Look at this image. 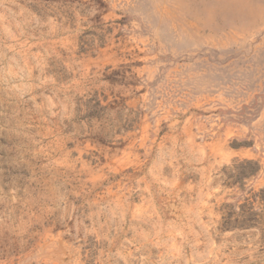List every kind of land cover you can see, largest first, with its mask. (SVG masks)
<instances>
[{
    "label": "rangeland",
    "instance_id": "obj_1",
    "mask_svg": "<svg viewBox=\"0 0 264 264\" xmlns=\"http://www.w3.org/2000/svg\"><path fill=\"white\" fill-rule=\"evenodd\" d=\"M261 190L264 0H0V264H264Z\"/></svg>",
    "mask_w": 264,
    "mask_h": 264
},
{
    "label": "trees",
    "instance_id": "obj_2",
    "mask_svg": "<svg viewBox=\"0 0 264 264\" xmlns=\"http://www.w3.org/2000/svg\"><path fill=\"white\" fill-rule=\"evenodd\" d=\"M93 109L95 111L91 112L90 116H93L95 112L98 113L105 110L99 101H95ZM258 169V164L246 161L235 166L234 172L229 178L232 179V184L242 183L245 178L256 174ZM259 196L263 202L261 214L252 212V208L249 209L247 206L241 207L239 213L234 210L224 212L222 215L221 230L228 231L236 228L247 229L258 222L256 219L261 222L264 221V190L259 192Z\"/></svg>",
    "mask_w": 264,
    "mask_h": 264
}]
</instances>
